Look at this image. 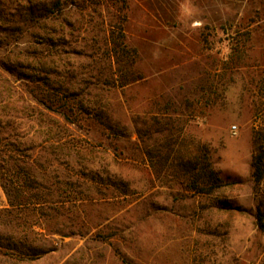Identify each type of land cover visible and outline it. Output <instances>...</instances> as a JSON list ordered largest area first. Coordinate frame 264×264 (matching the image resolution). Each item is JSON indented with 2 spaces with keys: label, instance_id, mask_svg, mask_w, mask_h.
Here are the masks:
<instances>
[{
  "label": "rangeland",
  "instance_id": "1",
  "mask_svg": "<svg viewBox=\"0 0 264 264\" xmlns=\"http://www.w3.org/2000/svg\"><path fill=\"white\" fill-rule=\"evenodd\" d=\"M28 1L0 0V209L30 175L47 202L24 214L51 252L4 264H264V0H73L72 26L47 28L61 41L27 28ZM113 24L137 52L124 87ZM47 95L83 99L73 123ZM204 155L231 185L188 186L181 161Z\"/></svg>",
  "mask_w": 264,
  "mask_h": 264
},
{
  "label": "trees",
  "instance_id": "2",
  "mask_svg": "<svg viewBox=\"0 0 264 264\" xmlns=\"http://www.w3.org/2000/svg\"><path fill=\"white\" fill-rule=\"evenodd\" d=\"M33 5L36 6V8H34ZM68 6L79 5L73 0H43L35 4L33 1L29 0L24 14L27 18L25 21L27 28H32L34 35L44 40L46 38V40H49V38L53 39L54 37V39L56 38L61 41V39L65 37L62 29L58 31V35H56V30L49 31L47 28L55 27L57 24L60 26H72V23L69 20L67 21L65 16L62 18L60 16ZM86 8L87 7L83 5L82 9ZM112 27L107 37L106 52L102 54L107 55L115 66L114 86L124 87L141 79L140 75L136 74L133 70L137 52L126 44L121 25L113 24ZM1 43L0 39V44ZM4 66L5 64L1 66L2 70L7 71L8 69ZM7 72L9 73L10 71L8 70ZM77 97H79V95ZM34 100L37 104H41L44 108L49 110L52 109L53 105L63 101L62 109L65 111L62 116L66 124L73 123L71 116L74 115L75 111L72 106L74 104L72 103L76 105L79 103L80 106H83V99L80 97L77 100H72V103L71 101L49 97V95H47L46 99H38L35 97ZM69 137L70 136L66 133L60 136L59 139L63 141L64 146H69V142L73 141L70 140ZM255 141L261 144L260 137H256ZM258 148L259 151L253 156L252 161V176L255 185H259L264 178V149L261 145H258ZM180 167L186 175L185 180L188 186L199 194H210L216 189L232 184L224 182L218 176L217 172L207 161L205 155L200 160L198 158L194 160H182ZM2 177L3 176L0 175V180H2ZM31 179L32 177L26 174L24 181L17 183L15 194L12 198L8 191H6L10 208L0 209V264H4L7 261L15 263L31 262L51 252L50 248H42L35 244L36 241H38L40 233L35 231L33 225L28 224L26 215L24 214V211L27 209H30L32 212L41 210L45 202H47L43 199L40 192L30 191L29 180ZM2 186L6 190L5 183L2 182ZM255 220L257 229L264 232V212L258 210L255 214Z\"/></svg>",
  "mask_w": 264,
  "mask_h": 264
},
{
  "label": "built area",
  "instance_id": "3",
  "mask_svg": "<svg viewBox=\"0 0 264 264\" xmlns=\"http://www.w3.org/2000/svg\"><path fill=\"white\" fill-rule=\"evenodd\" d=\"M234 129H235V127H234Z\"/></svg>",
  "mask_w": 264,
  "mask_h": 264
}]
</instances>
